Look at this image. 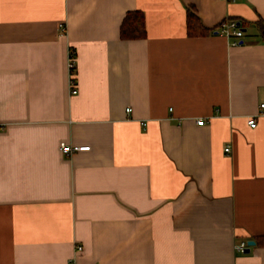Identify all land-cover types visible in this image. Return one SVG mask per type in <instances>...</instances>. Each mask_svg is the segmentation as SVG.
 Listing matches in <instances>:
<instances>
[{
    "label": "crops",
    "instance_id": "crops-1",
    "mask_svg": "<svg viewBox=\"0 0 264 264\" xmlns=\"http://www.w3.org/2000/svg\"><path fill=\"white\" fill-rule=\"evenodd\" d=\"M259 18L264 0H0V264H264Z\"/></svg>",
    "mask_w": 264,
    "mask_h": 264
},
{
    "label": "built area",
    "instance_id": "built-area-1",
    "mask_svg": "<svg viewBox=\"0 0 264 264\" xmlns=\"http://www.w3.org/2000/svg\"><path fill=\"white\" fill-rule=\"evenodd\" d=\"M59 31L61 33H64L65 31V27L64 25L60 24L59 25ZM219 33L224 36L225 38H232L234 39V41L231 40L230 45H232L233 47H238L241 45L240 40L243 37V30L240 27V24L238 21L230 19V18H226V20H224L223 22L220 23L219 25ZM73 59H74V54L73 52H70L69 54V61H68V65H69V70H70V83H69V89H70V93L73 95H76V86H75V80L73 79L72 75H71V71L74 70V64H73ZM259 114H264V104H260L259 105ZM130 111V109H128V111H126L127 113ZM205 123V121H203L202 119H200L197 122L198 126H201ZM247 124L250 128H255L256 126V120L255 118H249L247 120ZM89 150V147H76V146H69L65 143H60L59 145V151H61L62 155L64 156H72V154H74L75 152H86ZM225 153L229 152V148H225L224 149ZM234 249L236 252L238 253H244L245 249L248 248L247 244L244 242H240L236 245H234ZM82 247L81 246H77L76 247V252H81Z\"/></svg>",
    "mask_w": 264,
    "mask_h": 264
},
{
    "label": "trees",
    "instance_id": "trees-1",
    "mask_svg": "<svg viewBox=\"0 0 264 264\" xmlns=\"http://www.w3.org/2000/svg\"><path fill=\"white\" fill-rule=\"evenodd\" d=\"M187 17V31L191 36H198L207 33L206 29L201 25L198 17L195 16L191 9L186 11ZM259 36L264 41V21L258 19L256 22ZM145 20L141 12H129L125 15L123 22L120 26V34L123 40H140L145 36ZM74 70L71 71V75ZM258 243V241H257Z\"/></svg>",
    "mask_w": 264,
    "mask_h": 264
},
{
    "label": "water",
    "instance_id": "water-1",
    "mask_svg": "<svg viewBox=\"0 0 264 264\" xmlns=\"http://www.w3.org/2000/svg\"><path fill=\"white\" fill-rule=\"evenodd\" d=\"M254 242L253 241H248V243H247V246H248V249H246L245 251H244V253L245 254H248V252H249V250H250V246H254Z\"/></svg>",
    "mask_w": 264,
    "mask_h": 264
}]
</instances>
